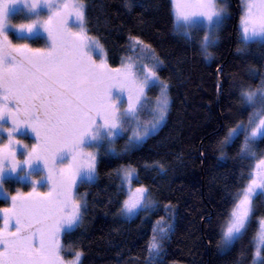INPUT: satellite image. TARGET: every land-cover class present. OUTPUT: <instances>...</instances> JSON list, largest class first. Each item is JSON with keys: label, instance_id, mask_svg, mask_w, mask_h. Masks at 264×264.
<instances>
[{"label": "snow or ice", "instance_id": "obj_1", "mask_svg": "<svg viewBox=\"0 0 264 264\" xmlns=\"http://www.w3.org/2000/svg\"><path fill=\"white\" fill-rule=\"evenodd\" d=\"M20 3L37 19L10 25V9ZM170 4L173 30L189 40L193 30H202L200 51L210 59L208 49L217 42L227 18L226 6L220 0H170ZM42 5L48 11L44 20L39 18ZM87 7L85 0H0V132L7 135V141L0 143V189L5 172L22 166L32 184L29 191L17 190L10 196L11 203L0 207V264H82L79 250L72 259L64 258L66 246L61 241L62 235L80 226L88 211L86 194L77 192L79 183L95 182L99 156L123 158L158 132L167 119L170 85L158 74L163 59L139 36H130L128 47L140 48L151 65L127 57L111 67L103 45L85 27ZM72 20L75 23L70 25ZM239 27L238 51H248L249 44L264 50V0H243ZM13 28L28 35L42 28L45 46L12 43L7 33ZM97 51L99 60L93 56ZM248 72L258 74L260 80L255 86L239 85L237 103L250 109L247 120L226 125L215 145L218 159L224 160L226 148L242 136L236 157L255 161L247 182L230 193L226 226H221L217 241L221 251H228L246 233L255 212L254 198L264 195V156L256 159L254 151L257 139L264 137V71L250 65ZM151 88L158 92L150 105L147 90ZM19 133H30L33 141L17 139ZM125 136L117 149V139ZM152 166L163 171L159 162ZM34 170L39 175L32 179ZM113 172L121 182L119 191L126 193L119 201V217L129 220L156 208L147 187H131L132 180L139 178L131 164L118 165ZM4 194L8 198L6 190ZM171 207L164 206L166 211ZM152 231L145 264H154L163 253L171 224L160 217ZM252 243L253 264H264V218L258 219Z\"/></svg>", "mask_w": 264, "mask_h": 264}, {"label": "trees", "instance_id": "obj_2", "mask_svg": "<svg viewBox=\"0 0 264 264\" xmlns=\"http://www.w3.org/2000/svg\"><path fill=\"white\" fill-rule=\"evenodd\" d=\"M85 3V27L103 45L110 66H118L131 52L130 36H139L155 49L164 61L158 74L169 82L170 107L158 132L123 158L99 156L95 182L79 183L78 191L86 194L88 211L79 227L62 236L64 255L71 258L79 250L83 253L82 264H145L153 225L160 217L175 213L174 228L163 241L164 251L154 264H252V237L258 229V219L264 218V195L255 196L254 216L241 239L228 251H221L217 245L226 210L231 206L230 193L250 178L254 160L236 157L242 136L226 148L227 159H218L215 145L225 134L226 125L233 127L237 121L247 120L250 109L237 103L239 85L244 82L255 86L260 78L258 74L251 76L248 67L264 71V50L258 45L249 44L246 52L237 50L241 47L235 24L239 1L235 0L236 7L231 6L232 16L210 47V60L201 54L200 31L189 40L173 30L170 0ZM33 44L41 45V38ZM156 93L151 88L147 96L154 97ZM126 138L117 139V149ZM254 149L264 150V137L258 139ZM154 162L162 164L163 171L153 167ZM121 164L136 168L139 178L133 179L132 185L149 189L158 203L154 210L141 211L129 220L119 217V201L126 193L119 191L121 182L113 169ZM4 179L7 194L29 189L26 182L13 177ZM7 201L0 196V205ZM169 204L172 207L166 211L164 206Z\"/></svg>", "mask_w": 264, "mask_h": 264}, {"label": "rangeland", "instance_id": "obj_3", "mask_svg": "<svg viewBox=\"0 0 264 264\" xmlns=\"http://www.w3.org/2000/svg\"><path fill=\"white\" fill-rule=\"evenodd\" d=\"M239 1V5H238V9H237V29H238V38L239 40H241V32H240V27H239V16H240V12H241V9H242V4H243V0H238ZM220 4L222 6H226V9H227V18H229L230 16H232V13H231V5H230V0H220ZM236 14V13H235ZM47 15H48V11L47 9L42 5L40 10H39V18L41 20H44V19H47ZM226 18V19H227ZM34 19H37L35 13L33 11H29L28 8L25 6V4L23 3H20V4H16V5H13L12 8L10 9V12H9V15H8V22L10 25H18V24H21V23H28L30 22L31 20H34ZM226 19L224 20V23L226 21ZM75 21L72 20L70 21V25L71 24H74ZM223 23V25H224ZM222 25V26H223ZM222 28V27H221ZM220 31V30H219ZM198 32V31H195L193 30L192 32V36H194V34ZM201 37H203L204 35V32L201 30ZM219 33V32H218ZM9 39L12 41V43L14 44H17V43H27L29 44L31 47H43L45 46V43H46V40H47V37H46V34L43 32L42 28L39 30L38 34H32V35H28L27 33H21L17 30H15L14 28L13 29H10L7 33ZM37 38H41L42 40V44L41 45H35L33 44V42L37 39ZM218 41V39H217ZM241 46V45H240ZM209 52H211V48L208 49ZM104 52L106 53L105 49H104ZM212 53V52H211ZM93 56L94 58H96L97 60H99L100 56H99V52H94L93 53ZM127 57H132L133 60H136L137 63H140V62H143L145 64H149L151 65L152 61L148 58H146V55L145 54H142L141 53V49L140 48H135V49H131V52L124 56L123 59L127 58ZM106 58H107V55H106ZM210 60V59H209ZM120 65V64H119ZM118 65V66H119ZM116 66V67H118ZM112 67V66H111ZM139 71H142V69H138ZM260 80V78L258 79V81ZM156 89V88H155ZM148 91V90H147ZM156 91L158 92V89H156ZM157 94V93H156ZM156 96V95H155ZM154 96V97H155ZM154 97H148V103L151 105L153 100H154ZM170 97V95H169ZM7 126V125H6ZM17 139H20V140H23L25 143H31L33 141V138L31 136L30 133H19L17 135ZM259 139V138H258ZM257 139V141H258ZM7 141V135L6 133H3V132H0V143H5ZM117 147V146H116ZM255 151V154H256V159H259L261 156H264V150L262 151ZM18 159H23V156L18 154L17 156ZM255 163V161H254ZM253 163V164H254ZM22 168H18L16 170V172H10V171H6L5 172V177H13L14 179L16 180H21L22 182H26L29 184V189L28 190H23L22 188L20 189H17V190H20L21 192H27L31 189L32 187V184L30 182V178L27 177V176H24L23 175V171H22ZM135 168V167H134ZM136 170V168H135ZM34 175L32 177V179H35V178H38V175L39 173L34 170ZM4 177V178H5ZM133 181V180H132ZM139 185L137 186H134L132 185V182H131V187L134 189L136 187H138ZM16 190V191H17ZM41 190H44V189H41ZM12 192V193H9L7 194V203L5 205H0V207H4V206H8L11 201H10V196L12 194H15V192ZM77 192L79 193L78 191V188H77ZM5 191L4 189H0V196H5ZM149 197L151 200L155 201L157 206H158V203L157 201L155 200V198L149 193ZM156 206V207H157ZM135 217V216H134ZM133 218V217H132ZM166 221H168L170 224H171V230L174 228V223H175V213L174 214H167V216L164 218ZM3 223V220H2V216H0V225H2ZM224 226H226V223L224 221L223 223ZM169 234V233H168ZM153 235V234H152ZM63 236V235H62ZM152 237V236H151ZM62 238V237H61ZM255 247V246H254ZM263 253V252H262ZM62 255H64V253H62ZM64 258L67 260V259H72L73 256L71 258L69 257H66L64 255ZM172 264H185V263H180V262H174ZM252 264H253V261H252Z\"/></svg>", "mask_w": 264, "mask_h": 264}, {"label": "water", "instance_id": "obj_4", "mask_svg": "<svg viewBox=\"0 0 264 264\" xmlns=\"http://www.w3.org/2000/svg\"><path fill=\"white\" fill-rule=\"evenodd\" d=\"M234 6L236 7L235 0H232ZM237 23V11L235 15V24ZM220 87H221V81L219 80V85H218V95L220 94Z\"/></svg>", "mask_w": 264, "mask_h": 264}, {"label": "flooded vegetation", "instance_id": "obj_5", "mask_svg": "<svg viewBox=\"0 0 264 264\" xmlns=\"http://www.w3.org/2000/svg\"><path fill=\"white\" fill-rule=\"evenodd\" d=\"M231 6H234V4L232 3V0H230Z\"/></svg>", "mask_w": 264, "mask_h": 264}]
</instances>
